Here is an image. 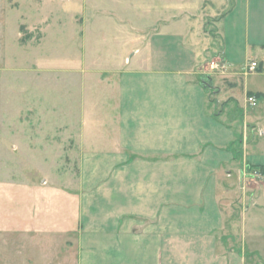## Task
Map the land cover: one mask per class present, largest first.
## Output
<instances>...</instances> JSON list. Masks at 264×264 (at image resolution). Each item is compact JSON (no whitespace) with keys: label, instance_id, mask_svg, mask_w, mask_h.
I'll use <instances>...</instances> for the list:
<instances>
[{"label":"crops","instance_id":"crops-1","mask_svg":"<svg viewBox=\"0 0 264 264\" xmlns=\"http://www.w3.org/2000/svg\"><path fill=\"white\" fill-rule=\"evenodd\" d=\"M58 1L52 12L54 0H0L1 65L8 62L10 18L24 3L29 16H39L25 21L29 28L43 26L50 13L61 25L63 6L71 8V22L87 32L85 60L119 64L125 57V67L102 74L116 90L114 111L88 124L93 135H85L79 183L62 199L56 264H175L180 240L199 257L179 264H214L206 256L223 238L222 201L247 165L263 168L264 194V161L237 155L249 122L241 125L231 113L240 105L242 77L264 73V0ZM11 28L15 41V23ZM97 41L118 50L96 58ZM130 50L138 54L131 67ZM253 61L258 66L249 72ZM242 97L247 112L264 91L246 82Z\"/></svg>","mask_w":264,"mask_h":264},{"label":"rangeland","instance_id":"rangeland-1","mask_svg":"<svg viewBox=\"0 0 264 264\" xmlns=\"http://www.w3.org/2000/svg\"><path fill=\"white\" fill-rule=\"evenodd\" d=\"M54 2L49 7L52 12L60 4ZM23 4L10 18L8 62L0 64V264H56L52 254L61 250L63 243L57 226L64 215L62 199L69 198L79 183L85 135H93L88 124L114 111L109 104L116 90L106 86L110 80L102 74L115 65L125 67V57L119 64L87 62V32L79 22H71L66 13L71 8L63 6L61 25H56L57 15L50 13L43 26L29 28L25 21L39 16H29ZM206 22L215 34L211 18ZM14 23L15 41L11 40ZM101 42H93L95 57L118 50ZM133 53H127L132 58L129 67L138 61V54ZM210 78L204 76L205 81ZM246 82L264 91V73L243 76L236 91L240 105L231 113L238 115L241 125L244 118L249 122L243 123L237 149L240 157L245 154L264 161V133L262 136L255 125L264 129V100L245 112L242 95ZM210 85L213 87V82ZM246 171L222 201L226 217L223 238L206 256L214 259V264H264L262 174L253 165H247ZM176 242L183 250L174 255L175 264L198 260V254L189 253L188 240Z\"/></svg>","mask_w":264,"mask_h":264},{"label":"built area","instance_id":"built-area-1","mask_svg":"<svg viewBox=\"0 0 264 264\" xmlns=\"http://www.w3.org/2000/svg\"><path fill=\"white\" fill-rule=\"evenodd\" d=\"M258 66V63L256 61H253L250 65H249V72L251 71H254ZM219 67V64L215 61L211 62L210 64V68L211 69H217ZM249 101L252 102V103H255L257 98L255 96H250L249 98Z\"/></svg>","mask_w":264,"mask_h":264},{"label":"trees","instance_id":"trees-1","mask_svg":"<svg viewBox=\"0 0 264 264\" xmlns=\"http://www.w3.org/2000/svg\"><path fill=\"white\" fill-rule=\"evenodd\" d=\"M204 84L206 86H208L207 82H205ZM260 96H261V94L260 95H257V97H260ZM237 155H239L238 151H237ZM239 157H240V155H239ZM254 167H256V166H254ZM260 172H263V168H260Z\"/></svg>","mask_w":264,"mask_h":264}]
</instances>
